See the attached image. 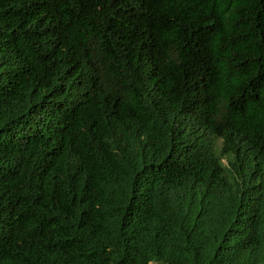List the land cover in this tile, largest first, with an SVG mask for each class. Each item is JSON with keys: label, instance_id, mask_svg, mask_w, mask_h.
Returning a JSON list of instances; mask_svg holds the SVG:
<instances>
[{"label": "trees", "instance_id": "1", "mask_svg": "<svg viewBox=\"0 0 264 264\" xmlns=\"http://www.w3.org/2000/svg\"><path fill=\"white\" fill-rule=\"evenodd\" d=\"M101 233L264 264V0H0V264H114Z\"/></svg>", "mask_w": 264, "mask_h": 264}, {"label": "clouds", "instance_id": "2", "mask_svg": "<svg viewBox=\"0 0 264 264\" xmlns=\"http://www.w3.org/2000/svg\"><path fill=\"white\" fill-rule=\"evenodd\" d=\"M218 145H221V141L218 142ZM223 161L226 163L225 159H223ZM95 240L102 247L98 249H105L107 251V255L105 256L107 263L112 262L114 264H125L127 262V256L124 253L122 244L118 240L106 235L105 233L99 234ZM148 264H160V262L151 260Z\"/></svg>", "mask_w": 264, "mask_h": 264}]
</instances>
